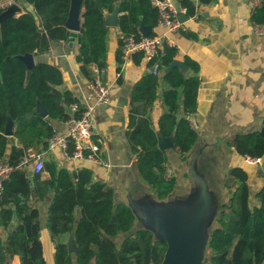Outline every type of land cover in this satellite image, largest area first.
Masks as SVG:
<instances>
[{
	"label": "trees",
	"instance_id": "16d2710c",
	"mask_svg": "<svg viewBox=\"0 0 264 264\" xmlns=\"http://www.w3.org/2000/svg\"><path fill=\"white\" fill-rule=\"evenodd\" d=\"M27 1L32 8L0 22V160L6 159L16 167L0 195V227L8 230L5 240L0 235V264H7L15 256L20 264H48L41 241L40 211L31 202L34 195L44 200L50 193L53 198L46 227L55 242L54 264H161L166 243L157 241L152 232L136 228L132 210L124 203L116 204L114 189L94 181L90 168L71 171L46 161L47 176L33 173L30 178V164L18 167L30 149H48V140L56 133L53 120L79 117L85 109L71 92L59 89L64 82L59 68L37 61L28 76L29 69L20 58L26 54L38 57L50 50L52 41L69 39L66 24L72 0ZM181 4L188 16L196 14L191 0H181ZM83 6L77 58L89 79L92 66L106 65V16L116 7L118 25L125 35H141L138 31L142 25L154 28L158 24V11L149 0H83ZM4 9L0 6V15ZM253 19L264 22V6L256 10ZM177 55V48L165 42L156 57L160 71L170 67ZM185 62L195 75L188 76L175 66L163 76L168 86L162 95L167 111L159 120L160 133L173 139L183 160L198 138L190 118L198 109L200 87L198 63L190 58ZM160 78V74L149 72L133 86L129 141L138 175L163 200L174 191L176 179L164 174L168 156L158 145L150 117L158 99ZM73 104L78 107L71 113ZM39 105L47 110V117L41 115ZM8 118L16 123V144L9 153L5 135ZM231 146L241 156L264 158V122L257 131L238 134ZM258 174L263 184L253 196L248 170L242 166L230 168L225 187L232 193L216 219L204 264H264V172L259 170ZM15 217L17 224L13 226ZM72 232L78 252H70L61 240Z\"/></svg>",
	"mask_w": 264,
	"mask_h": 264
},
{
	"label": "crops",
	"instance_id": "0c3cea01",
	"mask_svg": "<svg viewBox=\"0 0 264 264\" xmlns=\"http://www.w3.org/2000/svg\"><path fill=\"white\" fill-rule=\"evenodd\" d=\"M7 1H2L0 5ZM191 1L196 5V14L188 16L185 12L187 16L184 21L185 30L169 32L157 24L156 27H151V32L154 31L155 35H160L167 44L177 48L178 55L175 59L184 62V66L180 69L186 75L193 76L195 73L186 65L185 58H190L199 65L198 109L191 116L190 122L206 142L203 163L213 185L218 188L215 172L220 171L219 167L230 169L234 166H242L250 173L249 181L254 196L263 184L258 169L264 172V158H261L260 163H252L247 157L239 155L231 143L238 134L259 130L264 122V35H257L253 30V16L256 11L249 0ZM180 6L183 7L181 2ZM30 7L32 8L31 5ZM75 8L79 10L78 19L79 24L82 25L84 13L82 0H72L71 10ZM25 10L23 9V13ZM119 15L118 13L117 16ZM108 29L106 38L108 53L105 66L108 68L107 78L111 85V102L109 105L97 108L93 127V139L99 146L101 162L85 158L68 159L59 148H48L41 152L32 149L29 151L42 154L45 162L53 161L59 167L71 171L83 167L90 168L93 171L94 181L105 182L114 189L116 204H125L129 190L134 194L152 192L137 173L136 155L129 141V132L133 129L130 112L132 89L137 81L151 71L149 63L140 56V53L126 59L120 57L119 60L122 37L125 33L118 24L108 26ZM69 31L71 32L70 29ZM138 32L142 34L143 29L139 28ZM78 54L76 37L72 42L69 39L52 41L47 53L33 57L35 63L46 62L59 68L64 78L59 89L62 92H71L78 100L77 104L85 108L95 102V97L90 86L91 79L78 62ZM94 66L91 67L92 70ZM162 71L159 73L161 83L158 88V99L150 110L160 146L164 145L167 139L159 129L160 117L167 111L162 95L168 86L163 80ZM73 105L71 113H74ZM69 120H53L52 125L56 133L67 131ZM15 126L16 123L12 120V135H7L8 153L11 146L16 144ZM169 138L174 144L173 139ZM162 150L168 156V165L172 177L176 179V188H183L188 182L187 159L183 160L180 157L175 145ZM28 169L32 178V166L30 165ZM43 175L47 176L46 173ZM52 198V193L44 200L34 195L31 202L40 211L41 241L44 246V256L46 260L50 259L48 264H54L55 255V242L46 227L47 210ZM77 211L79 214V210ZM16 224L15 217L12 225ZM7 234L8 230L0 227V235L4 240ZM70 236L71 234H68L61 240L68 243ZM13 260L20 264L18 256L10 259L7 264H11Z\"/></svg>",
	"mask_w": 264,
	"mask_h": 264
},
{
	"label": "water",
	"instance_id": "95a60500",
	"mask_svg": "<svg viewBox=\"0 0 264 264\" xmlns=\"http://www.w3.org/2000/svg\"><path fill=\"white\" fill-rule=\"evenodd\" d=\"M175 6L181 12L179 1H175ZM29 8L31 7L27 0H15L3 10L0 22L5 18L20 15L23 13V9ZM117 15L118 8L116 7L111 15L106 16V25H117V17L119 18ZM78 16V8L74 10L70 8L66 25L71 30L69 36L71 42L78 36L82 26L79 24ZM179 17L183 22L187 18L184 13H180ZM140 28L143 29L142 35H150V26L142 25ZM20 58L26 63L29 69L28 76H30L31 68L35 64L33 54H26ZM175 66L183 67L184 62L175 59L172 65L164 69L161 74L164 76ZM38 109L43 117L48 116L47 110L42 105H39ZM5 135H12L11 118H8ZM174 145L167 137L164 145H159V147L165 149ZM205 148L206 142L200 134L186 157L187 185L180 189L176 188V185L174 191L166 199H158L150 191L134 194L129 190L126 195L125 204L134 213L136 227L152 232L157 241L166 243L167 248L161 264H204L213 226L223 205L220 190L213 185L203 163ZM67 245L70 252L79 251L75 232L71 233Z\"/></svg>",
	"mask_w": 264,
	"mask_h": 264
},
{
	"label": "built area",
	"instance_id": "2783aa9c",
	"mask_svg": "<svg viewBox=\"0 0 264 264\" xmlns=\"http://www.w3.org/2000/svg\"><path fill=\"white\" fill-rule=\"evenodd\" d=\"M151 5L158 11V25L164 27L169 32L183 31L186 29L184 22L180 19V13L186 12V8L181 7L179 12L175 6V1L181 0H149ZM252 8L256 11L264 6V0H249ZM15 0H8L1 7L6 8ZM253 30L257 35H264V22L254 21ZM165 40L160 35H136L131 33L123 37L120 47L121 58L141 53L143 58L149 63H152L150 71L159 74V63L156 57L162 49ZM108 68L106 66L93 67L90 86L93 90L95 102L88 104L79 117H72L68 123L67 131L55 133L48 140V148L61 149L68 159H91L101 162L99 156V146L93 139V127L96 119L97 108L100 106L109 105L111 102V85L107 78ZM120 75V73H118ZM78 105H73V110L76 111ZM252 163H260L261 158L247 157ZM30 164L33 168V173L42 174L45 168V159L42 154L29 151V154L23 158L18 167ZM16 167L11 165L8 160H0V195L3 191L4 182L14 172ZM166 178H172V171L168 163L164 167Z\"/></svg>",
	"mask_w": 264,
	"mask_h": 264
},
{
	"label": "rangeland",
	"instance_id": "374dc122",
	"mask_svg": "<svg viewBox=\"0 0 264 264\" xmlns=\"http://www.w3.org/2000/svg\"><path fill=\"white\" fill-rule=\"evenodd\" d=\"M219 170H220L219 172H215V178L218 180V181H216V186H218V189L220 190V194L222 196V203H224L225 201L228 200L229 196L232 193L230 189H227L225 187V184L227 182H229L228 174H229L230 169L229 168L228 169L227 168L222 169V167H219ZM258 171H259V169H258ZM251 202H252V204L254 203L253 198H252ZM215 223H216V221H215ZM215 223H214V226H215ZM214 226H213V228H214ZM208 253H209V250L207 249L206 256ZM47 261H48V263H50L49 258L47 259ZM11 264H18V263L15 260H13V262Z\"/></svg>",
	"mask_w": 264,
	"mask_h": 264
},
{
	"label": "bare ground",
	"instance_id": "6f19581e",
	"mask_svg": "<svg viewBox=\"0 0 264 264\" xmlns=\"http://www.w3.org/2000/svg\"><path fill=\"white\" fill-rule=\"evenodd\" d=\"M123 38V37H122Z\"/></svg>",
	"mask_w": 264,
	"mask_h": 264
}]
</instances>
